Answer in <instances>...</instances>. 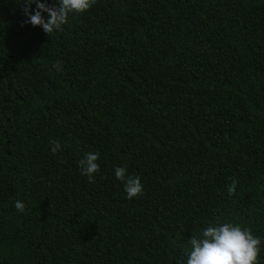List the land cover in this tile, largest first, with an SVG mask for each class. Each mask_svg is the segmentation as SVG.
Returning <instances> with one entry per match:
<instances>
[{"label": "trees", "instance_id": "trees-1", "mask_svg": "<svg viewBox=\"0 0 264 264\" xmlns=\"http://www.w3.org/2000/svg\"><path fill=\"white\" fill-rule=\"evenodd\" d=\"M22 9L0 0V264H187L217 217L264 264V0H96L50 37Z\"/></svg>", "mask_w": 264, "mask_h": 264}, {"label": "clouds", "instance_id": "clouds-1", "mask_svg": "<svg viewBox=\"0 0 264 264\" xmlns=\"http://www.w3.org/2000/svg\"><path fill=\"white\" fill-rule=\"evenodd\" d=\"M21 2V0H18ZM23 13L27 19L23 22L42 28L47 36L55 31H63L71 14H82L89 10L96 0H22ZM35 4L36 8L31 9ZM34 13V14H33ZM43 13H47V18ZM53 154L61 149L59 141L50 142ZM99 152L85 153L78 162L80 175L87 177L89 183L95 182V174L100 171L97 163ZM115 177L124 184L127 199L131 200L143 193V185L138 176H130L126 167H116ZM237 181L233 180L228 186V194L236 191ZM14 207L18 213H23L25 205L17 200ZM261 240L253 235L252 230L231 222L221 223L219 217L216 223L209 224L199 235H193L187 242V264H259Z\"/></svg>", "mask_w": 264, "mask_h": 264}]
</instances>
